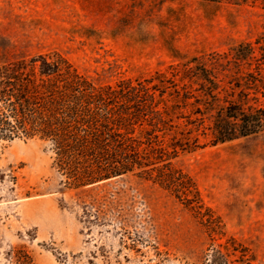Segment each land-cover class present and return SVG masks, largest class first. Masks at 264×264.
Returning a JSON list of instances; mask_svg holds the SVG:
<instances>
[{
    "label": "rangeland",
    "instance_id": "obj_1",
    "mask_svg": "<svg viewBox=\"0 0 264 264\" xmlns=\"http://www.w3.org/2000/svg\"><path fill=\"white\" fill-rule=\"evenodd\" d=\"M263 36L264 0H0L1 59L58 50L102 83ZM53 160L39 137L0 139V264L206 263L207 229L169 190L132 173L70 187ZM174 161L264 264V132Z\"/></svg>",
    "mask_w": 264,
    "mask_h": 264
},
{
    "label": "trees",
    "instance_id": "obj_2",
    "mask_svg": "<svg viewBox=\"0 0 264 264\" xmlns=\"http://www.w3.org/2000/svg\"><path fill=\"white\" fill-rule=\"evenodd\" d=\"M263 132L264 36L114 83L82 73L58 50L0 58V139L47 141L70 187L132 173L169 190L209 233L205 264L258 263L174 160ZM217 235L226 241L215 244Z\"/></svg>",
    "mask_w": 264,
    "mask_h": 264
}]
</instances>
